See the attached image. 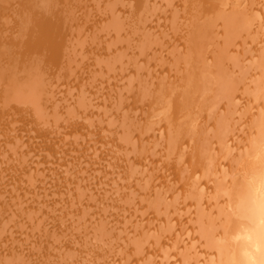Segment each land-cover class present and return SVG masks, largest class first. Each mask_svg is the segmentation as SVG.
Masks as SVG:
<instances>
[{
  "label": "bare ground",
  "instance_id": "obj_1",
  "mask_svg": "<svg viewBox=\"0 0 264 264\" xmlns=\"http://www.w3.org/2000/svg\"><path fill=\"white\" fill-rule=\"evenodd\" d=\"M91 1L0 0V262L246 264L264 245V0Z\"/></svg>",
  "mask_w": 264,
  "mask_h": 264
},
{
  "label": "rangeland",
  "instance_id": "obj_2",
  "mask_svg": "<svg viewBox=\"0 0 264 264\" xmlns=\"http://www.w3.org/2000/svg\"><path fill=\"white\" fill-rule=\"evenodd\" d=\"M81 1H82V2H81L82 4H80V6H83V5L85 6V5L88 4L89 7H91V6L93 7V5H95V3H93L91 0H84V1H88V2H86V3L83 2V0H81ZM94 2H95V1H94ZM91 3H93V5H91ZM109 5H110V4H109ZM93 15H94V16H92V17H95V14H93ZM92 17H91V18H92ZM89 19H90V18H89ZM86 21H87V19H86ZM90 23H91V20H89V22L86 23V26H90V25H88V24H90ZM84 26H85V24H84ZM84 26H83V27H84ZM90 27H91V26H90ZM98 28H99V27H98ZM98 28H96L95 30H99ZM95 30H93L92 33H96ZM103 31H104V29H103ZM103 31H101V32H103ZM97 33L99 34V31H97ZM100 34H101V33H100ZM100 34H99V35H100ZM93 36L95 37L96 35H93ZM93 36H92V37H93ZM94 37H93V39H94V41H95V38H94ZM87 39H88V38H87ZM45 45H49V47H50V49H51V50H50V53L47 54V57H48V58H51V57H52L51 54L54 52V48L56 47L57 44L55 43V46L53 47V43H51V40H50V38H49V39L45 42ZM68 46H71V45H68ZM78 49H79V48H78ZM78 49L76 50L77 52H78ZM77 52H76V53H77ZM75 56L78 57V55H75ZM77 59H78V58H77ZM246 69H247V68H246ZM245 72H246V71H245ZM94 76H95V74H94ZM94 76H93L92 79L90 80V83H91L92 81H94V83H95L96 77H94ZM71 86H72V85H71ZM69 91H70V89H69ZM69 91H68V92H69ZM73 94H74V93H73ZM59 95L62 96V93H58L56 96L59 97ZM70 96H71V95H70ZM74 96H75V95H74ZM58 97H56V98L53 97V99L55 98L54 100H56V99H58ZM63 97H64V96H63ZM61 100H63V99H61ZM61 100H60V101H57V100H56V101H53V102L51 101V103L54 104V102H57V103H58V102H62ZM56 105H57V104H56ZM201 113H202V115L205 117V115H206V114H204L205 112L202 111ZM125 115H126V114H125ZM44 119H46L47 122H48V121L50 122V121H52V120L55 119V118L52 117V118H50V119H47V118H44ZM44 119H41L42 122H45ZM51 119H52V120H51ZM56 119L58 120V118H56ZM56 119L53 120V121L55 122ZM110 125H112V124H110ZM207 133H208V134L205 135L206 139L209 138V136L211 137V136H212L211 134H213V132H207ZM209 133H210V134H209ZM208 135H209V136H208ZM213 135H214V134H213ZM207 136H208V137H207ZM205 137H204V138H205ZM204 138H203V139H204ZM24 140H25L24 138H22V140L20 139V140H19V145L21 144L22 141L24 142ZM201 141H202V140H201ZM201 141H200V142H201ZM23 142H22V143H23ZM17 143H18V142H17ZM204 144H205V143H204ZM12 146H13V145H10V146H9V148H8V151H9V152H8V153H11L10 150H9V149H11L12 153H15V154H16V155H15L16 157L20 156V157L17 158V159H19L20 161L27 160V159L30 158V156H23L24 151H25V146H21V147H23V148H21V149H18V148L14 147V146H13L14 148H10V147H12ZM1 147H2V145H1ZM19 147H20V146H19ZM131 148H132V149H131ZM131 148H130V147H127V148H125V149H130V150H131L130 153H133V154H139L140 157H142L143 152H142V154H141V152L138 153V150H137V149H134L135 146H132ZM20 150H21V151H20ZM13 151H14V152H13ZM17 151H18V152H17ZM165 151H166V150H165ZM16 152H17V153H16ZM19 153H21V155H19ZM148 153H150V152H147V154H148ZM133 154H130V156H133ZM147 154H146V155H147ZM165 154H166V153H165ZM42 155H47V154H42ZM139 155H135V156L138 157ZM146 155H144V156L146 157ZM21 157H22V158H21ZM24 157H25V158H24ZM45 157H46V156H45ZM145 157H143L144 160H145ZM138 159H139V157H138ZM139 160H140V159H139ZM144 160H143V161H144ZM154 160H155V159H154ZM165 160H167V159H165ZM140 161H142V158H141ZM140 163L143 164V165H142L143 168L141 167V169H142L141 171H140V168H138L137 166H134L133 162H128V165H130V167L133 166V167H131L132 170L136 169V167H137V170H134V173H131V177H132V179H135V178H137V177L140 178V176H141V178H144L145 176H147V173H146V172L144 173L143 170L147 167L146 165H147L148 162H140ZM131 164H133V165H131ZM137 165H138V164H137ZM145 166H146V167H145ZM152 166H153V167H152ZM152 166L149 167V171H150V168H152V169L155 170V169H158V167H159L158 164H154V165H152ZM156 166H158V167H156ZM147 168H148V167H147ZM147 168H146V171H147ZM135 171H136V172H135ZM132 172H133V171H132ZM137 172H138V173H137ZM39 173H40V172H39ZM181 173H182V172H181ZM138 174H139L140 176H139ZM35 175H36V177H38V178H39V176H40V174H38V173H36ZM35 175H34V176H35ZM133 175H135V176H133ZM182 175H184V172H183ZM142 176H143V177H142ZM150 178H151V177H150ZM153 179H154V178H153ZM167 183H170V184H171V182H167ZM118 184H119V183H118ZM141 185L144 187V186L146 185V183H143V184H141ZM141 185H139V186H141ZM148 210H149V209H148ZM148 210H145V209L143 208V209H141V210L139 211V213H140V217H141L142 223L144 224V222H146V223L148 222L147 224H148V225H151L152 223H150V222L148 221L149 219H147V218H148V215H149V213H150V210H149V211H148ZM159 210L161 211L160 213L158 212V213H159L158 216L160 217V214L163 213V211H162L160 208H159ZM170 210H171V209H170ZM166 212H168V211H166ZM168 214H169L168 216H169V218H170L171 211L168 212ZM145 216H146V217H145ZM161 216H162V214H161ZM162 217H163V216H162ZM182 217L185 218V216H182ZM142 218H144V219H142ZM172 218H173V220H174L175 216L171 217L170 219H172ZM211 218H212V219L214 218V220H210V221H214V223L216 222L215 225L218 224V223H220V218L217 219V217H214V216L211 217ZM215 219H216V220H215ZM143 220H144V221H143ZM204 222H205V220H203V224H204ZM146 223H145V224H146ZM193 223L196 224L195 222H193ZM147 224H146V225H147ZM194 226H196V225H194ZM216 226H217V225H216ZM193 237H195V239H196V236H195V235H193ZM200 241H201V240H200ZM149 243H150V241H149ZM149 243L147 244V246L149 245ZM200 244H201V242H200ZM200 244L197 242V245H196V240H195V241H194V244H191V245H195L194 248H197ZM196 246H197V247H196ZM87 248H88V247H87ZM149 249H150V248H149ZM166 251H167V252L169 251L168 253H171V252H172L170 248H169V249L167 248V250H165V252H166ZM156 259H158V260H156V262H162L161 257H160V258H156ZM0 261H1V260H0ZM2 262H3V263H2ZM2 262H0V264H10V263L12 264V262H11L10 260H8V259H2Z\"/></svg>",
  "mask_w": 264,
  "mask_h": 264
},
{
  "label": "clouds",
  "instance_id": "obj_3",
  "mask_svg": "<svg viewBox=\"0 0 264 264\" xmlns=\"http://www.w3.org/2000/svg\"><path fill=\"white\" fill-rule=\"evenodd\" d=\"M246 264H264V245L252 244L251 253H246ZM257 255L260 256L257 259Z\"/></svg>",
  "mask_w": 264,
  "mask_h": 264
}]
</instances>
